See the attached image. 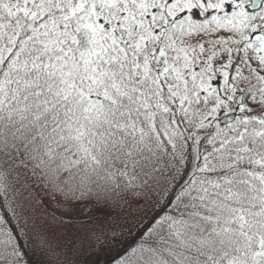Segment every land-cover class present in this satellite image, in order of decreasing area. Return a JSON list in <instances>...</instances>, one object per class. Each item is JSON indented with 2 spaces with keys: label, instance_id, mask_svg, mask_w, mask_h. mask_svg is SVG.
Masks as SVG:
<instances>
[{
  "label": "snow or ice",
  "instance_id": "obj_1",
  "mask_svg": "<svg viewBox=\"0 0 264 264\" xmlns=\"http://www.w3.org/2000/svg\"><path fill=\"white\" fill-rule=\"evenodd\" d=\"M0 264H264V0H0Z\"/></svg>",
  "mask_w": 264,
  "mask_h": 264
}]
</instances>
